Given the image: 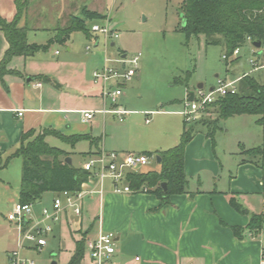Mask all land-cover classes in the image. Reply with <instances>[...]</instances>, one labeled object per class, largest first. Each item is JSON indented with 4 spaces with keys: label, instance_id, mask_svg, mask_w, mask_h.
Here are the masks:
<instances>
[{
    "label": "crops",
    "instance_id": "crops-1",
    "mask_svg": "<svg viewBox=\"0 0 264 264\" xmlns=\"http://www.w3.org/2000/svg\"><path fill=\"white\" fill-rule=\"evenodd\" d=\"M22 1L26 2V7L18 26L26 28L27 42L42 45L52 42L47 50L38 51L32 56L12 57L7 68L18 74H5L0 80V165L18 147L22 133L32 129L51 128L65 135H86L88 138L82 140L88 142V149L81 154L101 150L149 151L133 149L135 147L128 140L112 139L114 127L106 122V115L98 116L100 113H96L92 121L82 120V110H98L104 103L100 96V84L93 81L90 70L88 73L86 69L90 56L81 54V58H76L78 53L70 39L64 43L67 50L65 55L57 49L51 50V45L58 43L54 40L58 28L67 26L71 17L81 16L83 10L105 14L109 10L106 0ZM16 11V0H0L1 19L11 21ZM98 44L99 40L96 39L93 46ZM110 44L114 45V42ZM7 48L8 42L0 30V61ZM124 58L125 55H121V59ZM247 67V70L242 69L238 74L228 71L223 77L216 75V79L220 77L237 84L243 76H253L254 72L260 70H251L249 64ZM215 84L216 80L207 91ZM92 85L98 87L97 92L92 91ZM124 85L120 105L129 111L125 120L134 111L129 108V96L124 92ZM198 88L203 89V83H198L195 91ZM195 91L187 88L185 102ZM20 111L21 115L18 114ZM155 112L142 113L145 123L150 122L148 115ZM146 118L149 122H146ZM123 129L124 135L129 134L128 127ZM92 139L99 141L94 144ZM214 144L206 135L196 133L186 145L184 171L187 177H196L192 183L189 180V191L199 190L193 197L188 193L173 194L168 203L160 206V200L153 194H116L107 182L101 198L95 195L84 200L79 217L74 216L70 222L65 215L71 237L75 240L80 231L86 230L87 239L93 237L100 220L102 229L115 235L114 264H129L136 257L140 259L135 264H259L264 254L262 232L254 236L245 229L243 239L235 237L230 226L245 228L248 216L236 212L229 203L230 194L235 193L237 200L248 210L264 213L261 170L251 162L241 163V148L255 146L245 147L244 143L238 142L232 155L240 158L230 165L232 170L230 167L225 170V165L216 161ZM166 146L159 145L153 151L165 150L174 145ZM67 152L70 153L68 157L71 158V164L75 166H82L86 160L76 165L72 152ZM0 176V190L8 188L6 177ZM18 189L9 210L18 202ZM83 218L86 219L84 226ZM59 228L60 225L54 229L53 237L60 242ZM16 242L14 239L13 244H8L7 254L16 247ZM52 255L56 256L57 253L53 252Z\"/></svg>",
    "mask_w": 264,
    "mask_h": 264
},
{
    "label": "rangeland",
    "instance_id": "rangeland-1",
    "mask_svg": "<svg viewBox=\"0 0 264 264\" xmlns=\"http://www.w3.org/2000/svg\"><path fill=\"white\" fill-rule=\"evenodd\" d=\"M181 2L182 0H106L109 10L100 15L102 18L86 20L90 36L87 37L82 31H74L69 38L76 47L78 53L75 55L76 58H81V54L90 56L86 68L87 72L90 70V74L95 69H101L105 64L121 66V63L116 62L121 59V55H125L126 66H129L127 63L129 59L138 56L136 74L124 85V92L129 96V108L134 112L123 122H119L112 115L105 116L106 122L114 127L112 139L128 140L137 151H153L159 145L160 147L175 145L179 141L183 119H187L190 124L204 122L213 126L218 120L214 108L204 113L193 114L189 118L181 114L185 109V91L187 88L195 91L198 83H203V90L207 91L209 85L215 83L216 75L223 77L228 71L235 74L245 71L248 69V59L253 57V47L250 42L238 47L239 54L236 59L229 55L225 60L222 57L226 52L221 35L213 37L216 43H207L203 35L187 37L180 30ZM108 18L115 24L116 37L111 38L104 33L90 30L92 23L101 24ZM96 39L99 40V44L94 47ZM111 42H114V45H111ZM86 45L89 46V50L86 49ZM54 49L64 55L67 53L64 43L51 45V50ZM179 77L186 78V81L177 82ZM253 77L260 84H264V69L254 72ZM235 85L240 89L242 83L238 82ZM90 88L92 91H98L97 86L92 85ZM153 111L156 112L148 115L150 122L145 123L142 113ZM256 118L254 115L245 114L218 122L219 129L214 134V150L216 161H221L225 165V170L233 165L235 159L240 158L232 155L237 149L238 142L244 143L245 147H251L262 141L261 127L257 124ZM124 127H128L129 134L124 135L125 131H122L125 130ZM39 131L41 130H36ZM196 133L205 135V129L198 125L194 134ZM46 141L51 146L71 151L76 165L82 164L86 159L81 157L80 153L88 149V142L85 140L78 141L74 146L52 136H48ZM157 168L158 163L152 161L142 167V170ZM230 168L232 170V167ZM0 175L6 177L9 185L8 188L0 190V264H4L8 244H13L14 239L17 241L19 236L16 226L10 225L6 216L10 203L15 201L14 195L20 185V157L12 158L0 171ZM188 179L192 183L196 177H188ZM56 196V193L46 192L40 200L31 204L34 220L41 219L42 209L51 207ZM66 214L71 222L75 215L71 211ZM66 214L60 215L59 220L54 224V229L60 225V242L53 237V233H48L45 246L40 250H22L21 255L32 258L35 264H53V262L66 264L74 241L65 223ZM84 225H86L85 218H83ZM262 239L264 240V225ZM53 252L57 255H52ZM81 264H91L87 250L84 252Z\"/></svg>",
    "mask_w": 264,
    "mask_h": 264
},
{
    "label": "trees",
    "instance_id": "trees-1",
    "mask_svg": "<svg viewBox=\"0 0 264 264\" xmlns=\"http://www.w3.org/2000/svg\"><path fill=\"white\" fill-rule=\"evenodd\" d=\"M26 7V2L16 0V15L11 21L0 18V30L3 32L8 48L0 61V80L5 74H18L9 70L7 65L12 57H29L38 51L48 49L50 43L42 45L28 43L26 28L19 27V19ZM180 30L187 37L203 35L207 43H216L213 37L221 35L227 56L232 55L234 49L243 46L246 42L262 40L264 36V0H182L180 6ZM99 14L83 10L81 16L71 17L67 26L58 28L54 40L65 43L74 31H82L90 36L86 20L101 19ZM186 78L179 77L177 82L183 83ZM241 87L236 93H228L218 97L209 104L206 110L214 108L218 120L213 126L204 122L190 124L183 120L182 132L176 145L165 150L147 151L145 154L159 156L160 162L157 169L140 170L136 173H127L126 181L131 189L155 195L160 200V206L168 203L173 194L188 193L193 197L198 191H189V179L184 171V152L186 145L192 139L196 128L202 126L205 135L214 144V134L219 129V121L237 115H254L256 122L262 129V142L252 148H241L243 156L241 163L251 162L261 170V183L264 195V84H260L251 75L243 76ZM205 110V112H207ZM47 136H53L71 146L86 135H65L51 128L41 131L28 130L22 133L18 147L8 155L0 168L5 167L14 157L21 159V179L18 189V202L34 204L46 192L59 194L63 191L77 192L90 177V172L81 165L68 164L65 158L70 155L62 148L51 146L46 141ZM98 139H92L94 144ZM82 153L88 159L98 154ZM166 182L167 188L163 190L161 183ZM231 207L240 214L248 216L245 228L230 226L232 233L239 239L244 238L245 229L252 235H259L264 225V213H254L240 203L236 194H230ZM94 221V220H93ZM88 231H80L79 237L74 240V248L66 264H81L85 252V243Z\"/></svg>",
    "mask_w": 264,
    "mask_h": 264
},
{
    "label": "built area",
    "instance_id": "built-area-1",
    "mask_svg": "<svg viewBox=\"0 0 264 264\" xmlns=\"http://www.w3.org/2000/svg\"><path fill=\"white\" fill-rule=\"evenodd\" d=\"M90 30L104 33L105 36L111 38L116 37L115 24L111 22L110 18L106 19L104 23L92 24ZM252 47L253 57L248 59L251 70L264 68V36L260 40L258 48L253 45ZM87 49H89V46ZM238 54L239 49H234L232 56L236 58ZM222 57L225 60L228 59L226 54H223ZM116 62L122 65L118 67L105 64L101 69L92 71L93 81L100 84V96L104 103L102 108L98 110H82L83 121L90 122L94 119L96 113H100L103 115L112 114L119 122H123L124 117L129 113L120 105V97L123 94V84L136 74L138 56H134L127 61L129 66L125 65L126 61L124 59H118ZM105 63H107V59H105ZM236 92L235 81L217 77L216 84L211 90L196 89L192 100L185 102V109L181 111V114L185 118H189L193 114L204 113L207 106L218 97ZM18 114L21 115L22 111ZM146 122H149L148 118H146ZM152 161H155V156L145 153L101 150L98 154L83 162L82 167L91 175L88 181L82 185L81 190L74 193L63 191L57 194L53 198L51 207L42 209L41 219H33L31 204L14 203L7 212L6 218L16 226L19 236L16 247L7 254L6 264H35L32 258L22 256L21 251L40 250L45 246L47 244L46 235L54 232V224L59 220L60 215L71 211L79 217L82 214L84 200L95 195L101 198L107 182L116 194H133L137 192L130 188L126 181V175L127 173L139 172L142 167ZM85 248L88 251L91 264H114L115 235L102 229L100 220H98L96 234L86 240ZM139 259V257H136L135 261L129 264H135ZM259 264H264V254H262Z\"/></svg>",
    "mask_w": 264,
    "mask_h": 264
},
{
    "label": "water",
    "instance_id": "water-1",
    "mask_svg": "<svg viewBox=\"0 0 264 264\" xmlns=\"http://www.w3.org/2000/svg\"><path fill=\"white\" fill-rule=\"evenodd\" d=\"M184 23H185V21H184V19H183V20H182V24H184ZM252 45H253L254 47L258 48V47L260 46V40H254V41H252ZM192 98H193V94L191 93V96L188 98V100L190 101V100H192ZM65 161H66L68 164H71V158H70V157H66V158H65ZM156 162H157V163L160 162V158H159V156L156 157ZM161 186H162L163 190H166V188H167V184H166V182H162V183H161ZM53 264H54V262H53Z\"/></svg>",
    "mask_w": 264,
    "mask_h": 264
}]
</instances>
